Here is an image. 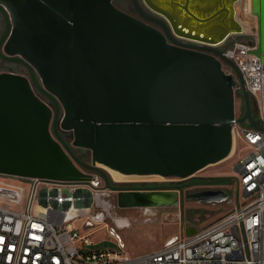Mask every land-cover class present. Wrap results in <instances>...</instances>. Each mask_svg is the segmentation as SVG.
Instances as JSON below:
<instances>
[{"label":"water","instance_id":"1","mask_svg":"<svg viewBox=\"0 0 264 264\" xmlns=\"http://www.w3.org/2000/svg\"><path fill=\"white\" fill-rule=\"evenodd\" d=\"M132 1L157 27L114 0H0V56L30 71L0 73V174L87 186L97 173L120 209L176 207L178 190L114 188L104 170L186 180L229 158L235 124L264 130L243 75L217 49L251 34L237 18L243 0H142L155 18ZM252 14L253 55L264 63V0H252ZM238 81L246 103L240 118ZM74 149L89 151L91 162Z\"/></svg>","mask_w":264,"mask_h":264},{"label":"built area","instance_id":"2","mask_svg":"<svg viewBox=\"0 0 264 264\" xmlns=\"http://www.w3.org/2000/svg\"><path fill=\"white\" fill-rule=\"evenodd\" d=\"M242 37L231 36L217 49L243 75L264 128V63L253 55L257 41L247 44ZM223 67L235 77L230 66ZM236 93L243 95L239 81ZM233 135L239 141L234 208L208 228L187 226L194 235L185 227L163 250L142 257L91 251L90 237L74 226L79 212L89 209L88 191L92 199L101 191V175L92 173L90 184L81 186L0 174V264H264V130L235 124Z\"/></svg>","mask_w":264,"mask_h":264},{"label":"rangeland","instance_id":"3","mask_svg":"<svg viewBox=\"0 0 264 264\" xmlns=\"http://www.w3.org/2000/svg\"><path fill=\"white\" fill-rule=\"evenodd\" d=\"M246 7L250 9L249 14L245 11ZM237 9L238 20L247 31L251 32L249 36H243L240 40L247 44H253L258 39V27L257 23L253 21L252 0H243ZM4 30V22L1 21V33ZM21 72L24 73L22 70ZM26 76L28 77V75ZM235 95L236 116L240 118L246 114V103L242 94L236 93ZM250 97L253 119L258 125V104L255 98ZM243 125L246 127L250 124L247 122ZM235 142L238 146L239 141L235 140ZM236 158L234 153L227 161L212 166L186 180L158 178L117 181L104 168H101L107 173L113 186L156 185L169 189L171 188L166 186L183 187V191H179V205L152 210L120 209L117 193L102 192L106 187L103 179L101 191L96 194L99 196L98 199H96V195L93 199L89 198L87 204L91 203V208L79 212L74 226L81 231L82 235L90 237L93 242L91 251L117 252L132 258L160 252L172 239L182 235L185 227L193 225L199 229L208 228L231 212L238 202L237 175L232 168ZM88 160L90 163V152ZM207 192H217L218 194L215 195L217 199L207 201L196 197ZM222 194L230 198L218 199V195Z\"/></svg>","mask_w":264,"mask_h":264},{"label":"flooded vegetation","instance_id":"4","mask_svg":"<svg viewBox=\"0 0 264 264\" xmlns=\"http://www.w3.org/2000/svg\"><path fill=\"white\" fill-rule=\"evenodd\" d=\"M138 3H139V6L140 8L145 12V14H147L148 16H151L153 18H155L156 16L153 15L148 9L147 7L144 5L143 1L142 0H138ZM114 4L119 8L121 9L122 11L126 12L127 14L139 19V20H142V21H145L146 23L150 24V25H153L155 27H157V25L147 21L146 19H144L141 14L139 13L138 9L135 7L134 3L132 0H114ZM123 6H126V8H123ZM0 18H2V20H0V22H4V25H5V30L1 33L0 31V38L2 37V35L5 33L6 31V21L3 17V15L1 14L0 12ZM26 72V74H24ZM0 73H14V74H19V75H23V76H26L28 75V77H30V71L22 64L20 63H17V62H9V61H6L5 59H3L1 56H0ZM43 99L51 104L52 102L43 97ZM61 115H62V112H61ZM64 138L70 142L71 139H72V135L70 134H63ZM74 153L76 154V156L83 162L85 163H88V156H89V151L87 150H81V149H74ZM114 188H124V189H145V190H153V189H165V190H169V188H165L164 186H156V185H153V186H150V185H129V186H113ZM166 187H170L171 189H174V190H178V191H183V187H180L178 185L176 186H166ZM170 189V190H171ZM110 191V190H108ZM110 192H113V191H110ZM113 193H116V192H113ZM227 197L226 195H219L218 196V199L219 198H225Z\"/></svg>","mask_w":264,"mask_h":264},{"label":"bare ground","instance_id":"5","mask_svg":"<svg viewBox=\"0 0 264 264\" xmlns=\"http://www.w3.org/2000/svg\"><path fill=\"white\" fill-rule=\"evenodd\" d=\"M245 11L249 14L250 13L249 12L250 11L249 7H246ZM235 148H236V142L234 141L233 151H232L231 155L229 156V158H227L223 162L227 161L228 159H230L233 156V154L235 153ZM212 166H216V165H212ZM212 166H209V167L205 168L204 170H206V169H208V168H210ZM204 170H202V171H204ZM202 171H200V172H202ZM108 173L110 174V176L112 178L116 179L117 181H128V180H131V179H158V178H161V177H158V176H151V177L124 176V175H121V174L116 173V172L111 171V170H109Z\"/></svg>","mask_w":264,"mask_h":264},{"label":"trees","instance_id":"6","mask_svg":"<svg viewBox=\"0 0 264 264\" xmlns=\"http://www.w3.org/2000/svg\"><path fill=\"white\" fill-rule=\"evenodd\" d=\"M259 121V120H258Z\"/></svg>","mask_w":264,"mask_h":264}]
</instances>
